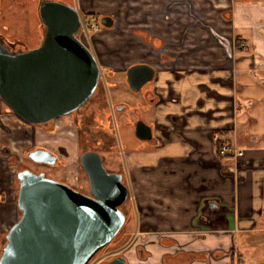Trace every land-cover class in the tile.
Returning a JSON list of instances; mask_svg holds the SVG:
<instances>
[{
	"label": "crops",
	"instance_id": "1",
	"mask_svg": "<svg viewBox=\"0 0 264 264\" xmlns=\"http://www.w3.org/2000/svg\"><path fill=\"white\" fill-rule=\"evenodd\" d=\"M57 1L86 15H116L118 3H127L128 57L97 62L118 72L135 65L155 72L150 90L134 100L152 139L139 140L124 159L148 264H176L188 254L209 260L189 264H264V0H188L226 11L216 26L209 18L197 25L195 8L192 18L184 9L165 10L177 0ZM138 29L158 40L141 42ZM107 31L97 46L104 48ZM217 133L242 155L220 158Z\"/></svg>",
	"mask_w": 264,
	"mask_h": 264
},
{
	"label": "water",
	"instance_id": "2",
	"mask_svg": "<svg viewBox=\"0 0 264 264\" xmlns=\"http://www.w3.org/2000/svg\"><path fill=\"white\" fill-rule=\"evenodd\" d=\"M37 14L42 40L36 49L0 35V101L24 123L46 128L89 101L100 69L93 52L77 38L81 18L76 8L57 0H40ZM102 25L110 28L113 21L104 20ZM154 76L149 66H132L127 71L130 90L139 92ZM135 136L149 141L152 129L140 120ZM28 157L48 165L57 160L46 149L33 150ZM80 163L89 181V195L43 173L24 170L16 174L21 216L5 236L0 264H88L120 233L126 220L121 207L129 197L123 176L108 173L94 152L82 154ZM104 264L126 262L117 257Z\"/></svg>",
	"mask_w": 264,
	"mask_h": 264
},
{
	"label": "rangeland",
	"instance_id": "3",
	"mask_svg": "<svg viewBox=\"0 0 264 264\" xmlns=\"http://www.w3.org/2000/svg\"><path fill=\"white\" fill-rule=\"evenodd\" d=\"M34 1L0 0V35L5 36L7 39L22 41L30 50L36 49L42 40L40 22L37 14L38 0H36L35 3ZM70 3L74 4L75 0H70ZM143 3H141V7ZM215 3L216 2L206 1H197L193 3L188 0H177L167 3L165 5V10L184 9L186 10L185 14H189L190 18H192V9L195 8L197 25L204 24L202 20L204 18H206V20L209 18L207 20L208 22L206 21L207 24L211 23L213 26H216L219 20V14L222 13V16L227 14L225 13L226 11L221 9V7H215ZM125 4L127 3H118L117 7L121 10L119 14L115 15L107 13V15H110L115 20V27L112 30H109L110 32L107 31V36L102 38L101 41L104 48L97 46L98 43L95 42L99 39L97 36H101L99 33L104 30L101 26L94 30L91 33V38L85 42L86 47L93 52L97 61H99V59L101 62L111 60L112 57L120 59L128 57L127 53L125 54V49H128L129 44H125L126 34L123 29L125 27V18L124 13H122V9H125ZM94 16L96 15L80 14L81 18L87 22L95 24V19H92ZM144 18L145 16H140L139 20L143 21L145 20ZM137 31L144 30L138 29ZM136 35L140 39L143 37V34H140L139 32H137ZM108 36H114L116 38L109 40L106 39ZM257 62L258 61H256V63ZM100 69L102 73L107 72L105 65L100 67ZM103 78L106 83L105 88L107 89L109 102L115 108L120 110L117 115L115 114L111 116L108 130V144L106 147H102V149L100 148L98 151L104 159V167L106 170L109 173H116L125 170V153H128L129 149L138 148L141 144V142L135 137L134 128L136 123L141 120L143 111L141 107H138V104H136L134 100L142 94V91L150 90L151 85L149 84L144 87L141 92L135 93L131 92L126 87L122 72L112 78L115 81L121 80L122 87L119 89L114 87L108 74H103ZM260 82L262 83L263 81ZM125 106H127V109L124 108ZM123 108L124 111L122 112ZM67 130H70L72 133L70 128H67ZM56 133L57 134L53 135V137L58 142L60 141V143L65 142L62 133H60V131H57ZM72 140H74L73 136ZM73 146L75 148V143ZM39 147H49L56 150V146L54 147L53 144L49 142V134L43 127L36 128L24 123L0 101V232L3 233V247L6 244L5 236L7 232L21 216V213L17 208L18 182L16 174L24 170H29L34 174L46 173V178H50L52 175L56 174L55 171L50 172L47 168L38 166L29 159L28 153L36 150L35 148L39 149ZM66 154L64 155L62 153L63 159H66ZM74 155L75 174L73 175L72 180L69 181L67 179L66 169L64 182L66 185L76 190L78 189V186H80L82 188L80 189V193L89 195L87 178L77 167L76 149ZM65 165L67 168L66 162ZM57 169L58 172L59 168ZM121 211L124 212L127 217V227L124 230V235L122 234L119 238H116L114 241L101 248L88 264H98V262L102 260L108 261L117 253L122 254L129 264H143L136 256V245L139 244V241L134 240V237L130 240L134 229L137 227V218L130 200L124 208L121 207ZM127 232L129 233L128 235Z\"/></svg>",
	"mask_w": 264,
	"mask_h": 264
},
{
	"label": "flooded vegetation",
	"instance_id": "4",
	"mask_svg": "<svg viewBox=\"0 0 264 264\" xmlns=\"http://www.w3.org/2000/svg\"><path fill=\"white\" fill-rule=\"evenodd\" d=\"M39 1L40 0H38V4H39ZM79 15H80V13H79ZM92 19H95L94 22L97 26L96 29L99 26H101L103 29H107V30L108 29L111 30L115 27V20L110 15H107V14L96 15V16L92 17ZM109 19H111L113 21V25L110 28H106L102 25V22L105 20L106 23H109ZM137 32H139L140 34H143V37H141V39H140L141 42H143V43L149 41L151 44H154V42L156 40H158L156 37H150V38L147 37V32H145V31H134V33H136V34H137ZM8 40H12V39H8ZM99 69H100V66H99ZM106 69H107L106 73L105 72L102 73L101 69H100V78H99L97 87L95 89V92L92 95V97L89 99V101L82 108H80L77 112H74L69 116H65V117L53 120L52 122H50L48 127L44 128L45 131L49 134V142L51 144H53L54 147L56 146L55 148L57 151L54 149H51L49 147H39V149L48 150L49 152H51L53 155H55L57 157V160H56L54 165L39 164V163L33 162L31 159L30 160L38 166H43V167L47 168V170L50 172L55 171L57 176H56V174L52 175L49 179H53L57 182H60V183L66 185V183L64 181H65L66 169H67V179L69 181L72 180L73 175L75 174V164H74L75 163L74 162L75 149H76V156H77L76 163H77L78 170L83 172L85 176H86V174H85V172L81 166V163H80V157L82 154H85L88 152L97 153L101 157V160H102V163L104 166V159L100 155L98 150L100 148L102 149V147L103 148L106 147V145L108 144V137H109L108 130H109V123H110L111 116L118 113L120 109L115 108L109 102V98L107 97V89L105 88L106 83L104 81L103 74H108V77L110 78V80H112V83L116 89H119L120 87H122L121 80L115 81L112 79L116 75L120 74V72H118L116 70V68H114V67H107ZM127 71L128 70H125L124 72H122V74L124 75L126 87L130 90L128 82H127ZM154 80H155V77H154L153 81L144 85L139 92H141L143 90V88L146 87L147 85H149V84L152 85L154 83ZM139 92H136V93H139ZM155 100H156V97H153L152 101H155ZM123 111H124V108L122 109V112ZM56 123H57V125H56ZM67 128H70L72 130V133L70 130H67ZM64 129H66L67 131ZM57 131H60V133H62V135H63L62 137H64V141H65L63 143H65V144L69 143L71 145V148L73 151L72 154H66L67 155L66 159H63V157H62V151L64 148L63 145L60 143V141L58 142L53 137V135L57 134L56 133ZM134 134H135V128H134ZM72 136H73L74 140H72ZM74 143H75V148L73 146ZM35 149H38V148H35ZM241 155H242L241 152L235 151L234 149L231 150V148H226L225 144H224L222 149H221V156H219V157L220 158L221 157L222 158L223 157L238 158ZM65 162L67 163V168H66ZM57 168H59L58 172H57V170H58ZM114 174H120L123 176V182L129 189V197H128L127 202L129 200L131 201V204L133 205V208L135 211V216H136V218H138L139 208L135 204L132 193H131V187H130V183L128 181L129 170L127 167V163L125 164V170L124 171L122 170V171L116 172ZM44 175L46 177L47 174L44 173ZM86 178H87V176H86ZM87 182H88L87 184H88V190H89L88 178H87ZM80 189H82V188L80 186H78V189L77 190L74 189V190L81 192ZM89 194H90V191H89ZM127 202H126V204H127ZM125 205H123L122 207L124 208ZM214 205L215 204L211 203V206H214ZM123 214L125 215V218H127L126 214L124 212H123ZM138 225H139V221L137 220V227L134 229L130 240H132L134 237V240L139 241V244L136 245V256L139 258V261L141 263L148 264V262L151 258V255L145 246V244L147 243L146 236L144 234L139 235V233H137L138 232L137 231ZM126 227H127V219L125 220L124 227L122 228L120 233L115 237V239L119 238L122 234L124 235V230L126 229ZM128 232H130V231H128ZM128 232H127V235L129 234ZM166 243H168L169 245H172L173 242H166ZM117 257L124 258L122 254L117 253V254H114L108 261L102 260V261L98 262V264H104V263L110 262ZM209 258L210 257H208V259ZM194 259L202 260V261H204V263H208V261H209V260H207V255L202 254L200 256H197V255L188 254V255H184L183 257H177L176 260H178V261L176 262V264H189L190 262L194 261ZM124 260H125L126 264H129L128 261L126 260V258H124Z\"/></svg>",
	"mask_w": 264,
	"mask_h": 264
},
{
	"label": "built area",
	"instance_id": "5",
	"mask_svg": "<svg viewBox=\"0 0 264 264\" xmlns=\"http://www.w3.org/2000/svg\"><path fill=\"white\" fill-rule=\"evenodd\" d=\"M96 30V25L92 22H87L81 18L80 34L77 36L78 40L85 45V42L91 38V33ZM86 46V45H85Z\"/></svg>",
	"mask_w": 264,
	"mask_h": 264
},
{
	"label": "trees",
	"instance_id": "6",
	"mask_svg": "<svg viewBox=\"0 0 264 264\" xmlns=\"http://www.w3.org/2000/svg\"><path fill=\"white\" fill-rule=\"evenodd\" d=\"M88 17V16H86ZM226 18V15L223 16ZM218 137V133L214 135V142H215V149H216V153L218 156H221V149L223 147V145L226 143V141H222L221 139L217 138ZM63 145V154L65 155L67 154H72V148L70 144H65V143H61Z\"/></svg>",
	"mask_w": 264,
	"mask_h": 264
},
{
	"label": "bare ground",
	"instance_id": "7",
	"mask_svg": "<svg viewBox=\"0 0 264 264\" xmlns=\"http://www.w3.org/2000/svg\"><path fill=\"white\" fill-rule=\"evenodd\" d=\"M80 18H81V17H80ZM89 262H90V261H89ZM89 262H88V263H89Z\"/></svg>",
	"mask_w": 264,
	"mask_h": 264
}]
</instances>
